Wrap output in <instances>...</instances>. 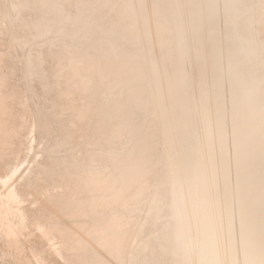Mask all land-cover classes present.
<instances>
[{
  "label": "bare ground",
  "instance_id": "obj_1",
  "mask_svg": "<svg viewBox=\"0 0 264 264\" xmlns=\"http://www.w3.org/2000/svg\"><path fill=\"white\" fill-rule=\"evenodd\" d=\"M150 6L152 8L151 16L149 13ZM245 6L250 7L251 10H247L248 8L246 9ZM253 10L256 11L254 15H252ZM151 17L153 18V25L150 23L152 20L150 19ZM257 27L258 31L260 27L264 34V0H0V36H2L1 33L6 35L8 37L7 39H9L7 42L18 48L17 50L21 48V50L25 49L27 51L22 54L23 61L25 62V65H23L24 62L22 65L25 67L21 69L22 71L24 70V78L28 77L29 80H32L30 82L31 85L29 82L27 83L30 85L29 89L31 91L26 88L27 84L25 85V89L28 92H33L32 97L29 98L31 96L29 95L27 99L38 100L36 101L38 103L35 102L37 104L36 106L40 105V108L44 106L42 108L46 111L54 103L55 107L51 106L54 111L50 109L51 112H55L57 109H64L65 112V107L70 108L71 111V104V107H69L66 105L67 102L64 101L65 103H63V97L61 96L63 94L61 93L64 92V88L61 91L60 88L62 86H59V84L63 83L64 87L65 83H67L66 85H70L71 82L74 90H81L83 93L89 94L87 98H91L90 101L92 100L95 103L94 108H91L92 105L91 107L86 106L87 110H75L79 104L74 105L75 107H72L73 112L71 111V113L79 118H83V116L87 115L85 113L90 115L92 110L94 112L96 110V113H98V116H96L100 117L99 119L101 120L99 124L98 121L96 122L97 126L96 123L94 125L96 126V132L95 137L92 135V139H94L92 140L93 149L89 147L91 146L89 145V138H87L89 146L86 149L93 150L92 152L99 154L100 157L101 154L107 156L108 161L110 160L112 163H110L112 165L111 172L108 173L107 171V167L110 166L107 163L106 170L102 169L105 166L103 164V155L101 159L103 161L101 163L103 164L102 166L101 164L99 165V161H92L93 157H91V161L88 160L87 162L89 155L86 161L83 160L85 162L82 163L80 161L81 164L80 162L76 163V160L74 161L75 158L73 156L76 152L72 154L73 156L71 155L73 159L72 157L70 158L69 155L71 151L73 153L74 149L72 148L73 150L69 151L67 144L70 146L72 142L75 143V140H70L69 138L72 137L68 136L70 135L68 132L74 130L70 128L72 126L68 127L72 122L67 124L68 126L66 128L61 129L64 125L59 127L63 130L60 131V134H58L60 129L57 130V133L53 131L55 132L53 133L55 136L57 134L62 136L59 138L60 140L64 139L63 141L57 140V135L55 137L56 143L58 141L60 143L54 144L55 140L53 141L52 139L51 142L53 143L49 142L47 145L48 140L46 141L47 143L45 142L47 146L45 154L51 153V156L53 155L54 158V163L56 159L57 162L61 161V159L62 161L64 160V158L58 159V157L63 156L64 151L68 148L67 154L69 152L70 154L66 158L69 164L65 160V165H70L71 163L74 165L75 163L77 164L75 165L74 175L71 176L75 177L76 174L80 177L83 174L82 172L86 170L82 169L81 171V168H89L90 171H87V173H90V175H87L90 177L87 179L83 175L84 178L92 181L93 185L94 182L95 184L97 182L104 183L102 186L103 189L101 190L102 194L100 192L99 194H90V197L95 196L90 201V203L94 202L90 210L94 209L90 213H93V217L96 216V218L94 217L95 219L89 216L91 222L93 218L94 221H99V223L97 222L99 226L101 222H104V225L110 222V225H112V220L115 221L120 217H123V220H125L124 216L126 214L128 216L130 213L134 214L135 211L137 213L141 212L136 210L138 207L135 208V211L133 210L134 212H128L131 203L143 197L142 191L144 192V190L142 188L144 187L139 184H145V181L150 180L151 185L155 188V193L153 191V195L151 194L152 196H150L151 200L148 199L150 202L148 204V210L143 208V210L148 211V215H145L146 217L144 216L145 218L141 223L134 224L137 225L134 228L138 229L136 232L140 236L138 235L136 237L140 238V242L137 247L135 246L136 244L134 245L137 251H134L136 254L133 259L131 258V264H264V41L260 43L259 40V45L254 43L255 41L253 39L255 38V34H257ZM4 38L6 37L4 36ZM14 46H11V48ZM155 46H157L160 53L159 59L156 57ZM17 50L15 51L16 53ZM51 54H58L57 56H61V59L56 62V58L54 60L55 63H50L48 60ZM81 73L84 77L81 76ZM75 75L78 79L74 77L77 80L75 81L73 79L72 81L70 77ZM77 75L81 76V78ZM68 78L71 80H68ZM1 80L0 89L3 86ZM2 82L6 83L4 80ZM73 88L71 89L73 90ZM36 91L38 92L36 93ZM77 91H75V94ZM39 92H42V94ZM38 93L41 96L43 95L42 97H46L45 101L41 97L42 100L38 99ZM63 96L66 97V95ZM51 102L54 103L48 104ZM41 103H43L42 106ZM48 105L49 108L46 109L45 107ZM36 106L35 108H37ZM39 110L34 111L42 115L44 110L41 109V113ZM62 110L61 112L59 110L56 111L57 113L55 112V114L52 112V118H50V112L45 111L43 116L45 115L47 118L44 119H54L55 124H57L56 120L62 119H58L60 117L57 116L60 113H64ZM27 113H29V110ZM37 114L35 115L38 117ZM65 114L70 115L69 112L63 115ZM136 115H142L144 117V121L141 120L143 121L141 124H138L139 121ZM135 116L137 119L134 118ZM21 117V120L28 118H24L22 114ZM40 118L42 119L40 116L38 119L35 117L37 123ZM133 118L137 120V124H134L136 123L135 121L134 123L131 122ZM80 120L83 121L82 119ZM43 122L40 124L42 131L40 128H37L36 132L39 130L42 135H45L46 139H50L54 135L51 133L52 136L48 138L49 133L52 131L48 132V129L51 130V127L49 126L50 128H48L47 125H51L52 122L49 124L47 122L43 124ZM62 122L64 123V121ZM62 122L59 121L58 124L60 123L59 125L61 126L63 124ZM37 123L36 126L40 123V120ZM26 124L28 123L26 122ZM26 124L24 123V125ZM9 133L12 134L11 132ZM38 134L41 135L40 133ZM32 139L34 138H31V145H33ZM68 139L70 140L69 143H67ZM87 141L85 143L86 145ZM74 143H72L73 146ZM42 144L44 145V143ZM46 146H43L44 149ZM83 147L85 148L86 146L83 144ZM20 148L23 147L21 146ZM79 148L81 151V145ZM79 148L77 147V150ZM91 151L84 152V157H86V154H91ZM51 156H48V159ZM78 159L81 158L79 157ZM78 159L77 162L79 161ZM50 160H48L49 164L52 163L51 166H56L53 161L50 163ZM57 162L56 164H60V166L56 167L60 168L63 166ZM49 164L46 163L45 167H48ZM53 166L48 168H41L40 166V169H42L40 172H44L43 169H46L49 171L48 174H50ZM56 167L54 169L55 172L53 170L54 173H57ZM67 167L64 169L63 166L62 169L63 171H68L67 174L70 175L73 171L67 170ZM16 168L19 170L21 167ZM49 168L52 170H49ZM59 168L57 170L60 174L61 171H59ZM79 170L82 174H77L76 171ZM53 172L51 173L52 175L50 174L51 177L54 176ZM46 176L45 178H50L49 175V177ZM42 177H38L37 175L38 181ZM5 178H9V175ZM52 178L54 179V177ZM10 179L11 175L9 179H4L3 181L6 182L7 180L6 184H8V180ZM86 180L87 188L89 182L87 183ZM3 181L0 183L6 185ZM43 182L41 181L42 184ZM62 182L61 184H63ZM53 183L56 184V182ZM49 184L51 182L47 185ZM43 186H46V184ZM147 186H149L148 183L145 187ZM152 186L151 188L153 189ZM116 188L118 189V193L114 192V194H111L112 190L117 191ZM14 189L11 187L10 190L7 189L6 194L4 193L5 204L17 203L16 198L18 199V197L14 193L17 189ZM21 189L19 190L21 191ZM63 193L61 194L63 195ZM70 194H72V191ZM58 195L60 196V194ZM50 196L54 197L52 195ZM87 196L89 198V194ZM87 198L85 195L86 201ZM73 200L75 201L76 199ZM77 200L76 203H80L78 198ZM83 201L81 202L83 203ZM4 202L0 203L5 205ZM35 202L34 205L36 204ZM144 202L142 203L144 204ZM147 203L148 201L145 204ZM71 204L73 203L71 202ZM71 204L69 203L68 206L73 207L70 206ZM83 204L85 206L84 208L88 210L89 207L86 208V205L89 203ZM74 205L73 208L75 210L83 211L81 207L79 209L76 207H79L78 204ZM143 206L145 207L146 205ZM12 207L10 208L12 209ZM134 207L131 208L134 209ZM15 208L13 211H15ZM73 208H71V211ZM143 210L142 213L144 214ZM4 212L6 213L7 211L4 210ZM15 212L20 213L21 211L18 212L17 209ZM5 213L2 212L4 215ZM75 213L73 214L75 215ZM4 215L2 216L5 217ZM70 215H72V212ZM70 215L69 217H71ZM74 215L73 217H76ZM141 215L139 214L137 216ZM82 216L84 217L85 215L83 214L80 217L82 218ZM5 218L3 219L6 222L8 216ZM11 220L13 221V219ZM120 220L118 219V222ZM127 220L131 222L132 219H126V225ZM12 221L9 223H12ZM16 222H13V224ZM19 223L21 225L23 222ZM50 223L53 226V222ZM117 223L115 227L112 225L113 228L109 225L102 230L91 228L88 232L92 236L96 235L99 238L98 240H101L105 251L108 253L107 257L104 254L101 255L102 257H109V261L118 259L123 248V244L120 242L122 235L119 236L123 233L117 230L121 223L118 226ZM8 225L3 226L6 228L9 227ZM126 225L122 228H126L125 230L128 231L127 227L130 224L128 226ZM82 226H86V224H82ZM81 227L80 229H82ZM5 228L4 230L1 229L7 232ZM9 228L11 229V227ZM14 228H12L13 230L6 229L10 232L14 231ZM7 234L4 233L8 237ZM133 240L132 243L135 242V239ZM80 241H77L75 246L72 243L74 247H71V249L79 251H77V254L82 253L77 256V258L79 257V262L77 261L79 264H107V262L105 263L99 257V254L92 253L95 252L94 249L91 250L92 252L89 251L86 240L85 242ZM55 247L53 248L55 249ZM71 249L69 248L68 250ZM129 251H131V248ZM46 255L48 256V253ZM67 255L71 257L70 253ZM111 255H114L115 259H112L114 257L110 259ZM118 255L119 257H117ZM130 257H132V254ZM65 259L66 257H64ZM23 260L25 259L23 258ZM74 261L76 263V260ZM123 261L125 262V260H121L120 263Z\"/></svg>",
  "mask_w": 264,
  "mask_h": 264
},
{
  "label": "rangeland",
  "instance_id": "obj_2",
  "mask_svg": "<svg viewBox=\"0 0 264 264\" xmlns=\"http://www.w3.org/2000/svg\"><path fill=\"white\" fill-rule=\"evenodd\" d=\"M251 6V5H250ZM246 7V6H245ZM248 7H246V9H247ZM149 10H150V16H151V13H152V8H151V6L149 7ZM247 10H251V8L249 7ZM254 11V10H253ZM256 13V11H254L253 12V14H252V11H251V14L252 15H254ZM250 14V15H251ZM150 19H152L151 20V24L153 25V18L151 17ZM149 19V20H150ZM1 35L2 36H0V63L2 64H0V80L2 79V77H3V79L1 80V83H3V86H1V89H0V164L1 165H3V166H1L0 165V182L2 183V181L4 180V179H9L10 178V175H11V179H12V181H10V180H8V184H6V182H7V180H6V182H4V184H6V185H3V184H1L0 183V202L2 203V202H4V199H5V195H4V193L5 192H7V189L8 190H10L11 189V187H12V189H14V190H16L14 193H16V197H18V199L16 198V200H17V203L16 202H14L15 203V205H14V203H12V204H10V205H8V204H5V202H4V204L5 205H3V204H1L0 203V211L2 210V212L3 213H5L4 212V210L5 211H7L6 213H5V215L4 214H2V212L0 213V216L2 217H0V219L2 220V222H1V220H0V256H2V257H0V260H1V262H0V264H36L37 262V264H72V262H73V264H79L78 262V258H77V256H79L80 254H82L81 252H80V254L78 253L77 254V251H76V249L74 250V249H71V247L73 246V244H74V246H75V243L77 242V241H79V240H81L80 242H82V241H84L85 242V240H86V243H88V249H89V251H91V250H93L94 249V251L95 252H92V253H94V254H96V255H100L99 257L100 258H102V260L103 261H105V263L107 262V264H116L118 261H119V263H117V264H131V260L135 257V252L137 251L135 248L138 246V244H139V242H140V238L138 237H136V236H138L139 234L136 232V231H138V229L137 228H134L135 226L137 227V225H134V224H139V223H141L143 220H144V218L146 217L145 215H148V211H145L147 208H148V204L150 203L149 202V200H151V198H150V196H152L153 195V191H154V193H155V188L151 185V181L149 182V181H145L144 183L145 184H139V185H143V187L144 188H142L143 190H144V192L142 191V199H139L138 201H136V202H132L131 203V205H130V210L128 211L129 213L130 212H134L135 211V208L136 207H138V209H136V210H138V211H141V212H134V214L133 213H128L129 215H131L130 217H129V215L127 216V214L124 216V219L125 220H123V217H120V218H122L121 220H120V218H118L120 221L118 222V219L117 220H115V221H117L116 223H117V226H118V224L119 223H121V228L122 227H125L124 225H126V219H132L131 220V222H128V221H130V220H127V225L126 226H128L129 224H130V226H128L127 227V229H128V231L127 230H125L124 228H119L120 226H118V229H117V227H116V229L118 230V231H121V233H123V234H120L119 236H121L122 235V239L124 240H122L121 238H120V242H122V252H121V255H120V257H119V255L117 256V257H119L118 259H116V260H110L109 261V257L108 258H106L107 257V255H108V253H107V251H105V247L103 246V243H101V240H98L99 238L97 237H95L94 235L92 236V235H90L88 232H89V230H91V228H96V229H100V230H102V229H104V227L106 228V226H109L111 223L110 222H105L106 224L104 225V222H101L100 223V226H99V221H94L93 220V218L95 217L96 218V216H94L93 217V213L91 214L90 212H92L93 211V209H91L90 210V208H92L93 207V205H92V203H94V202H91L90 203V201H92L93 199H92V197H95V196H92V197H90V194L91 195H93L92 193H98L99 194V192H100V194H102V192H101V190L103 189V184L102 183H100V182H97L96 184H95V182H94V185H93V182L92 181H88V180H86L85 178H89L90 176H88L87 174H89L90 175V173H87V171L89 172L90 171V169L89 168H81V171H82V169L84 170V169H86V170H84L82 173H81V171L79 172V171H76L77 172V174H82V175H80V177H78V175H76L75 174V177L74 176H71V175H74V170L76 169L75 167V165H77L76 163H79L80 161L83 163V162H85L86 161V158H87V156H88V158H87V162H88V160L89 161H91V157H93L92 158V161H95V162H98L99 163V165L104 161V168L102 167V169L103 170H106L105 169V167H107L108 165L107 164H109L110 166V169H109V167H107L108 169H107V171H108V173L109 172H111V170H112V163H111V161L109 162L108 161V157L107 156H105V155H103V154H101V157H100V155L99 154H96V153H94V152H92L91 151V149H93V147H92V140H94V139H92V135H93V137H95V132H96V129H95V127L97 126V121H98V124H99V121L101 120V119H99L100 117H97L98 116V113H96V110H95V112L92 110V113L89 115L88 113H85V114H87V115H85V116H83V118L81 117V118H79L78 116H76V115H72V113H71V111L73 110V108L77 105V104H79V106H78V108H77V106H76V109L75 110H83V109H85V110H87V107H91V105H92V107L91 108H94V101H90V99L91 98H87L88 97V95L87 94H85V93H83L81 90L80 91H77L76 89L74 90V88H73V85H71L72 83L70 82V85L68 84V85H66L67 83H65L64 84V87H63V83L62 84H59V86L61 87L60 88V90L61 91H63V88H64V92H62L61 94H63V95H66V97L65 96H63V95H61L63 98H62V100H63V103H65V102H67V104L66 105H68L69 107H73L74 105V107L72 108L71 107V111H70V108L68 109V108H66L65 107V109L67 110H65V112H64V109L62 110V109H57V110H55V112L56 111H60L61 112V110L64 112V113H67L68 114V112H69V114L70 115H63L64 113H60V114H58L57 116L58 117H60V118H58V119H61L62 121H64V123L61 121V120H56L57 122V124H58V122L60 121V122H62L63 124H61V126L58 124V126H57V124H55V120L54 119H47V120H45L46 118H47V116L45 117V115L43 116V114H44V112L46 111L44 108H42V107H44V106H42L43 105V103H41V108H40V103L38 104L39 106H36L37 104L36 103H38V102H36V101H38V100H36V99H31V100H29V99H27L28 97H29V95H31L29 98H31L32 97V93L31 92H28L27 91V89L28 90H30L29 89V87H30V85H31V83L30 82H32V80H29V78L28 77H25L24 78V75H25V73L21 70L22 69V67H23V65H25V62L23 61L24 59H23V52L25 53V52H27V51H25V49H22L21 50V48H19V50H17L18 48H16L14 45H11V44H9V42H7L9 39H7L8 37L6 36V35H3L2 33H1ZM259 35V36H258ZM4 36L6 37V38H4ZM255 38L253 39V41H255L254 43H256L257 45H259L262 41H264V34H263V32L261 31V29H260V27H259V31H258V27H257V34H255V36H254ZM258 38V39H257ZM261 38V39H260ZM257 39V40H256ZM263 39V40H262ZM259 40H260V43H259ZM5 41V42H4ZM257 41H258V43H257ZM7 44V45H6ZM6 45V46H5ZM14 46V47H12L11 48V46ZM3 46V47H2ZM2 47V48H1ZM6 47V48H5ZM10 48H11V50H10ZM14 48H16L15 50H14ZM2 49V50H1ZM28 49V48H27ZM155 53H156V57H158V59L160 58V53H159V51H158V49H157V46H155ZM4 50V51H3ZM6 50H7V52H6ZM17 50V53L15 52ZM22 51V53H21V51ZM29 50V49H28ZM15 52L14 54H13V52ZM157 51V52H156ZM1 52H2V54H1ZM4 53V54H3ZM10 54V55H9ZM19 54V55H18ZM5 55V56H4ZM12 55V56H11ZM51 55H54V56H51ZM50 56H49V60H48V62H50V63H55V61L57 62V61H59L60 59H61V56H57L56 54H51ZM3 56V57H2ZM9 56H10V58H9ZM16 56V57H15ZM56 56V57H55ZM12 57V58H11ZM22 57V59H20ZM55 57V58H54ZM17 58V59H16ZM57 58V59H56ZM56 59V60H55ZM19 60H21V61H19ZM53 60V61H52ZM55 60V61H54ZM9 62V63H8ZM12 62V63H11ZM15 62H18V63H16L15 64ZM20 62H22V63H20ZM23 62H24V64H23ZM6 64V65H5ZM12 64H14V65H12ZM19 64V65H18ZM21 64V65H20ZM23 64V65H22ZM12 65V66H11ZM18 65V66H17ZM15 66V68L13 69V67ZM17 66V67H16ZM3 67V68H2ZM9 67V68H8ZM25 67V66H24ZM24 67H23V69H24ZM6 68V69H5ZM9 69V70H8ZM17 69H18V71H17ZM8 70V71H7ZM11 71V72H10ZM3 72V73H2ZM6 72V73H5ZM8 72V73H7ZM10 72V73H9ZM21 72H23V73H21ZM1 73H2V76H1ZM6 75H5V74ZM24 74V75H23ZM12 75V76H11ZM15 75V76H14ZM80 75V74H79ZM78 76V75H77ZM81 76H83L84 77V75H82V73H81ZM81 76H78V77H80L81 78ZM7 77H9V78H7ZM19 77V78H18ZM70 77V76H69ZM74 77L75 78H77L76 77V75L75 76H71L70 78H72V81H73V79H74ZM27 78H28V80H27ZM70 78H68V80H71ZM13 79V80H12ZM15 79V80H14ZM78 79V78H77ZM76 79V80H77ZM5 81L6 83H4V82H2V81ZM25 82H24V81ZM75 80V79H74ZM75 80V81H76ZM80 80V79H79ZM16 81H18V82H16ZM74 81V82H75ZM15 82V83H14ZM20 82H21V84H20ZM30 83V85L29 84H27V83ZM68 82V81H67ZM12 84V85H11ZM20 84V85H19ZM23 84V85H22ZM27 84V85H26ZM74 84V83H73ZM18 85V86H17ZM27 87H26V86ZM6 86V87H5ZM10 86V87H9ZM13 86V87H12ZM9 87V88H8ZM15 87V88H14ZM21 87V88H20ZM22 87H24V88H22ZM25 87L27 88V89H25ZM69 87V88H68ZM73 88V90L71 89V88ZM4 90H3V89ZM67 88V89H66ZM10 89V90H9ZM12 89V90H11ZM16 89H17V91H16ZM69 89V90H68ZM6 90H9V91H6ZM26 90V91H25ZM10 91H11V94H10ZM15 91V92H14ZM31 91V90H30ZM66 91V92H65ZM75 91H77L76 92V94H75ZM3 92V93H2ZM8 92V93H7ZM22 92H24L23 94H22ZM26 92H28V94H26ZM38 91H36V93H37ZM71 92V93H70ZM81 92V93H80ZM14 95H13V94ZM16 93V94H15ZM21 93V94H20ZM30 93V94H29ZM40 94H42V92H39ZM38 93V94H39ZM65 93V94H64ZM68 93V94H67ZM75 95H73V94ZM79 93V94H78ZM6 94V95H5ZM37 94V96L39 97H37L38 99H41V98H44V97H42L40 94V96ZM80 94H81V97H80ZM9 95V96H8ZM16 95H17V97H16ZM20 95V96H19ZM24 95V96H23ZM68 95V96H67ZM85 95H87V96H85ZM74 96V97H73ZM3 97V98H2ZM12 99H11V98ZM16 99H15V98ZM23 97V98H22ZM41 97V98H40ZM65 97V98H64ZM21 98V99H20ZM46 98V97H45ZM45 98L43 99L44 101H45ZM67 98H68V100H67ZM74 98V99H73ZM76 98H77V100H76ZM6 99V100H5ZM11 99V100H10ZM79 99V100H78ZM82 99V100H81ZM10 100V101H9ZM21 100V101H20ZM27 102H26V101ZM42 100V99H41ZM70 100V101H69ZM77 101V103L75 104V102ZM23 101V102H22ZM31 101H32V103H31ZM65 101V102H64ZM75 101V102H74ZM83 101V102H82ZM87 101V102H86ZM90 101V102H89ZM27 104V106H26V104ZM36 102V103H35ZM41 102H43V101H41ZM74 102V103H73ZM79 102H81V103H79ZM15 105H14V104ZM54 102H51V103H48V104H53ZM69 103V104H68ZM11 104V105H10ZM17 104V105H16ZM24 104V105H23ZM29 104H31V105H29ZM70 104H71V106H70ZM73 104V105H72ZM13 105V106H12ZM85 105V106H84ZM24 106H25V109H24ZM29 106V107H28ZM35 106L38 108H35ZM51 106H53V107H55V103H54V105H51ZM50 106V108H49V105L47 106V107H45L46 109L47 108H49V110L47 109V111L46 112H50L49 113V115H51V117L50 118H52V112L54 111V109H52V107ZM87 106V107H86ZM6 107H7V109H6ZM28 107V108H27ZM33 107V108H32ZM80 107V108H79ZM21 108H23V109H21ZM31 108V109H30ZM39 108H40V110L41 109H43L44 110V112L42 113V115L41 114H37L36 113V111H34V110H39ZM5 111H4V110ZM11 109V110H10ZM21 109V110H20ZM50 109H52L53 111L51 112L50 111ZM23 110V111H22ZM28 110H29V113H27L28 112ZM39 110V112L41 113L42 111H40ZM69 110V111H68ZM10 111V112H9ZM12 111V112H11ZM55 112H53L54 114H55ZM73 112V111H72ZM6 113V114H5ZM11 113V114H10ZM15 113V114H14ZM57 113V112H56ZM2 114V115H1ZM13 114V115H12ZM21 114H22V116L24 117L25 116V114H26V116L24 117V118H27L26 120L25 119H22L21 120ZM28 114V115H27ZM35 114H37L38 115V117L35 115ZM45 114H47V113H45ZM93 114V115H92ZM61 115V116H60ZM97 115V116H96ZM2 116V117H1ZM17 116V117H16ZM33 116V117H32ZM38 119L39 118V116L40 117H42V119L40 118L39 120H40V123H39V120H38V123H37V121H36V119H35V117ZM72 116V117H71ZM137 116V115H136ZM134 117V118H136L137 119V117H138V124H141L143 121H144V117L142 116V115H138L137 117ZM16 118H18V119H16ZM45 118V119H44ZM78 118V119H77ZM92 118H93V120H92ZM132 119L133 121H131L132 123H134V121L136 122V123H134V124H137V120L136 119ZM35 119V120H34ZM80 119H82L83 121H81ZM88 119H89V122H88ZM95 119V120H94ZM99 119V120H98ZM140 119V120H139ZM18 122H17V121ZM28 120V121H27ZM31 120V122H29ZM33 120V121H32ZM45 120V121H44ZM80 122H79V121ZM141 120H143V121H141ZM2 121V122H1ZM22 122V124L20 125V123ZM43 122V124L44 123H46L47 122V124H49V123H51V125L49 124V125H47L48 126V128H50L51 127V130H49L48 129V132H50V131H52V132H50L49 133V136H48V138H50L52 135H51V133L53 134V133H57V130H59L60 128L59 127H62V125H64L61 129H63V128H66L68 125L67 124H69V123H71V124H69V126L68 127H70V126H72V127H70L71 128V130L72 129H74V130H72V131H70V132H68L70 135H72V136H70V135H68L69 137H72V138H69L70 140L71 139H73V140H75V143L74 142H72V143H74V146H73V144L71 143V145L69 146L68 144H67V147L69 148V151L70 150H73L74 149V151H73V153H72V151H71V154H70V152H69V154H67L68 153V148H66V151H64L65 153H64V155H63V153H61V155H63V156H60V157H58V159H61V158H64V160L62 161V159H61V161H59V162H57L56 160H55V163H54V158H53V155L51 156V153H46L45 154V151H46V149H47V146L45 145L47 142V145L49 144V142L50 143H53V142H51L52 140L54 141L55 140V143L54 144H58V142L59 141H63V140H60V138L62 137V136H59L58 134H60L61 132L60 131H63V130H59V132H58V137H57V140H59L57 143H56V136H55V134H53L54 136L52 137V138H50V139H46V137H45V135L43 134H41V126H40V124ZM49 121V122H48ZM90 121H91V123H90ZM13 122V123H12ZM26 122L28 123V124H26ZM17 123V124H16ZM24 123L26 124V125H24ZM31 123V124H30ZM36 123L38 124L37 126H36ZM76 123V124H75ZM95 123H96V126H94L95 125ZM54 125V127H52L53 125ZM20 125V126H19ZM24 125V126H23ZM29 125V126H28ZM55 125H56V127H55ZM89 127H88V126ZM20 127V128H18V127ZM27 126H28V129H29V131H27L28 129H27ZM31 126H33V127H31ZM50 126V127H49ZM74 126V127H73ZM8 127V128H7ZM15 130H14V129ZM23 128V129H22ZM37 128L39 129L40 128V132H39V130L36 132V130H37ZM54 130H53V129ZM86 128V129H85ZM89 128V129H88ZM92 128H93V130H92ZM26 131H25V130ZM77 129V130H76ZM8 130V131H7ZM10 130V131H9ZM13 130V131H12ZM31 130V131H30ZM35 130V131H34ZM67 130V129H66ZM79 130H80V133H79ZM6 131H7V133H6ZM21 131V132H20ZM25 133H24V132ZM53 131H55V132H53ZM88 131V132H87ZM9 132H11L12 134H10ZM20 132V133H19ZM27 132H28V134H27ZM30 132V133H29ZM34 132V133H33ZM76 132V133H75ZM86 132V133H85ZM91 132V133H90ZM17 133V134H16ZM32 133V134H31ZM38 133H40L41 135H39ZM78 133H79V135H78ZM19 134V135H18ZM38 134V135H37ZM88 134V135H87ZM90 134V135H89ZM12 137H11V136ZM37 135V136H36ZM84 135V136H83ZM88 136V137H87ZM91 138H90V137ZM25 137V138H24ZM60 137V138H59ZM22 138V139H21ZM30 140H29V139ZM31 138H34V139H32V144L33 145H31ZM37 138V139H36ZM55 138V139H54ZM76 138V139H75ZM87 138H89V140L87 139ZM18 139V140H17ZM36 139V140H35ZM40 139H42V140H40ZM46 139V140H45ZM52 139V140H51ZM68 139V142L67 143H69V140ZM80 141H79V140ZM86 139V140H85ZM34 140H35V143H34ZM40 140V141H39ZM48 140V141H47ZM72 140V141H73ZM90 142V144H89V142ZM14 141V142H13ZM28 141H30V142H28ZM37 141V142H36ZM47 141V142H46ZM80 142V143H78V142ZM84 141V142H83ZM86 141H87V145L85 144L86 143ZM22 144H21V143ZM44 143V145L42 144V143ZM46 142V143H45ZM83 142V143H82ZM7 143V144H6ZM26 143V144H25ZM27 143H28V145H27ZM30 143V144H29ZM60 143V142H59ZM63 143V142H62ZM76 143H78L77 145H76ZM82 143V144H81ZM38 144V145H37ZM41 144H42V146H41ZM83 144H84V146H86L85 148L83 147ZM91 145V146H89V145ZM11 145V146H10ZM31 145V146H30ZM80 145H81V151H80ZM23 147V148H20V147ZM25 146V147H24ZM30 146V147H29ZM43 146H46L45 147V149H44V147ZM90 147L91 149H86L87 147ZM27 147V148H26ZM39 147V148H38ZM77 147L79 148L78 150H77ZM83 147V148H82ZM30 148V149H29ZM36 148V149H35ZM42 148V149H41ZM73 148V149H72ZM76 148V149H75ZM44 149V150H43ZM83 149H85L84 151H83ZM4 150V151H3ZM39 150V151H38ZM75 150H77V151H75ZM91 151V154H86V157H84V152H87V151ZM3 151V152H2ZM8 151V152H7ZM18 151V152H17ZM35 152V154H34V152ZM44 151V152H43ZM22 153V154H20V153ZM24 152V153H23ZM76 152V153H75ZM79 152V153H78ZM81 152V153H80ZM31 153V154H30ZM77 155L78 154V156H76L75 154ZM90 153V152H89ZM92 153H94V154H92ZM14 154V155H13ZM16 154V155H15ZM40 154V155H39ZM72 154H74V156L72 155ZM81 154H83V155H81ZM9 157H8V156ZM17 155H18V157H17ZM24 155H25V157H24ZM27 155H29V156H27ZM39 155V156H38ZM42 155H44V156H42ZM70 156V158L73 156L75 159H74V161L76 160V163H75V165L73 164V163H71L70 165L71 166H73V167H71L70 165H65L67 162H68V159L66 158V156ZM72 155V156H71ZM102 155H103V161H101V159H102ZM14 156V157H13ZM48 156L50 157L51 156V160L50 159H48ZM65 156V157H64ZM68 156V157H69ZM16 157V158H15ZM29 157V158H28ZM33 157H34V159H33ZM37 157V158H36ZM44 157V158H43ZM73 157H72V159H73ZM83 158L82 160L81 159H78V158ZM95 157V158H94ZM100 157V158H99ZM105 157H107V159H105ZM27 160H26V159ZM41 158V159H40ZM42 158H43V160H42ZM48 159V160H50V163L53 161V163L56 165V166H60V164H56V162L57 163H61V165H63L64 166V169L67 167V170H70V171H73L70 175H68L67 173H68V171H63V169H62V167L63 166H61L60 168L59 167H56V166H53V170L55 169V167L58 169L59 168V171H61L60 172V174H59V172H58V170L56 169V172L59 174H57V173H54L55 172V170H54V172H53V170L51 169V168H49V170L51 169L52 171H51V173L53 172L54 174V176H52V177H54V179L51 177V175L50 174H48V170H46V169H43L44 170V172H40V171H42V169H40V166H41V168L43 167V168H48V167H52L51 166V164H49V162H48V160H46V159ZM66 158V159H65ZM70 158H69V160H70ZM79 160L78 162H77V159ZM18 159V160H17ZM20 159V160H19ZM40 159V161H38ZM105 159V160H104ZM110 159V158H109ZM14 160V161H13ZM25 160V161H24ZM33 160V161H32ZM65 160H67L66 161V163L64 162ZM83 160H85V161H83ZM106 160H107V162H106ZM3 161H5V162H3ZM18 161H19V163H18ZM26 161H27V164H26ZM29 161V162H28ZM47 161V162H46ZM101 161V162H100ZM7 162V163H6ZM34 162V163H33ZM46 162L47 164H49V166L48 165H46V166H48V167H45V164L44 163ZM81 162H80V164H81ZM86 162V163H87ZM13 163V164H12ZM33 163V164H32ZM64 163V164H63ZM107 163V164H106ZM111 163V164H110ZM17 164V165H16ZM20 164V165H19ZM67 164H69V163H67ZM103 164H101V166L103 165ZM43 165V166H42ZM7 166V167H6ZM10 166V167H9ZM14 168H13V167ZM24 168H23V167ZM36 166V167H35ZM6 167V168H5ZM16 167H21V168H19V170H18V168H16ZM39 168V169H38ZM70 168V169H69ZM4 169V170H3ZM5 169H6V171H5ZM7 169H8V171H7ZM16 171H15V170ZM23 169V170H22ZM28 169V170H27ZM36 169V170H35ZM88 169V170H87ZM27 172H26V171ZM32 170V171H31ZM3 172V174H2V172ZM5 171V172H4ZM18 171V172H17ZM22 171V172H21ZM45 171H47V172H45ZM9 173V174H7V173ZM14 172V173H13ZM15 172H17V173H15ZM29 172V173H28ZM35 172V173H34ZM39 172H40V174H39ZM12 173H13V175H12ZM25 173H26V175H25ZM31 173H34V174H31ZM36 173H38L37 175H38V177H42V178H39V180L40 181H38V178H37V175H36ZM42 173H43V175H42ZM44 173H46L45 174V176L48 174L49 176H50V178H45V176H44ZM108 173H106L107 175H108ZM6 174H7V176L9 175V178H5V177H7L6 176ZM19 174V175H18ZM22 174V175H21ZM28 174V175H27ZM86 174V175H85ZM3 175H4V177H3ZM30 175H31V177H30ZM40 175V176H39ZM47 175V176H48ZM85 176V178H84V176ZM24 176H26V177H24ZM29 176V177H28ZM32 176H33V178H32ZM46 176V177H47ZM48 176V177H49ZM55 176H57V177H55ZM71 176V177H70ZM74 177V178H73ZM82 177V178H81ZM3 178V179H2ZM15 178V179H14ZM36 179V181H35V179ZM57 178V179H56ZM81 178V179H80ZM32 179H33V181H32ZM46 180V181H44V180ZM54 181H53V180ZM59 179V180H58ZM61 179V180H60ZM76 179H78V180H76ZM83 179V180H82ZM17 180V181H16ZM62 180H64L63 182H62ZM75 182H74V181ZM85 180H86V182L88 183V189L86 188V186H87V184L85 183ZM10 181V182H9ZM18 181H20V182H18ZM41 181L43 182V184L41 183ZM48 181V182H47ZM69 181H71V182H69ZM81 181V182H80ZM17 182V183H16ZM24 182V183H23ZM33 182H35L34 184H33ZM40 182V183H39ZM46 182V183H45ZM51 182V184H49V185H47L48 183H50ZM53 182H56V184L55 183H53ZM61 182L63 183V184H61ZM68 182V183H67ZM77 182V183H76ZM92 182V183H91ZM20 183V184H19ZM59 183V184H58ZM72 183V184H71ZM85 183V184H84ZM99 183H100V185H99ZM147 183H148V185L149 186H147V187H145L146 185H147ZM38 185L37 187H36V185ZM42 184V185H41ZM44 184H46V186H43ZM61 184V185H60ZM65 184V185H64ZM90 184V185H89ZM102 184V185H101ZM3 185V186H2ZM15 185V186H14ZM23 185V186H22ZM79 185H80V187H79ZM82 185V186H81ZM96 185V186H95ZM138 185V186H139ZM10 186V187H9ZM21 186V187H20ZM28 186H30V188H28ZM32 186V187H31ZM41 186V187H40ZM48 186V187H47ZM65 187V189H64V187ZM101 186V187H100ZM151 186L153 187V189L151 188ZM3 187H4V189H3ZM17 187V188H16ZM20 187V188H19ZM23 187V188H22ZM56 187H58V188H56ZM62 187H63V189H62ZM10 188V189H9ZM22 188V189H21ZM25 188V189H24ZM26 188H27V190L29 191H27L26 190ZM33 188V189H32ZM40 188V189H39ZM49 188V189H48ZM69 188V189H68ZM76 190H75V189ZM78 188H81V189H78ZM94 190H93V189ZM101 188V189H100ZM150 188V189H149ZM19 189H21V191L19 190ZM32 189V190H31ZM53 189H54V191H53ZM57 189V190H56ZM59 189H60V191H59ZM96 189H98L97 191H95ZM115 189V188H114ZM117 189V188H116ZM13 190V191H14ZM39 190V191H38ZM46 190V191H45ZM51 190V191H50ZM69 190H70V192H69ZM80 190H81V192H80ZM82 190H83V192H82ZM85 190H86V192H85ZM32 191V192H31ZM53 191V192H52ZM64 193H63V192ZM67 193H66V192ZM71 191H72V194L74 195H72V194H70L71 193ZM87 191H88V193H87ZM109 191H111V190H109ZM31 192V193H30ZM51 192V193H50ZM58 192V193H57ZM78 192V193H77ZM112 193L111 194H114V192H116V193H118V189H117V191L115 190H112L111 191ZM119 192H120V190H119ZM146 192V193H145ZM147 192H149L148 194H147ZM3 193V194H2ZM61 193H63V195L65 194V195H67V196H63ZM3 195V197H2V195ZM6 194V193H5ZM19 194V195H18ZM33 194V195H32ZM43 194V195H42ZM56 194V195H55ZM58 194H60V196L58 195ZM89 194V198H87L88 195ZM152 194V195H151ZM23 195V196H22ZM25 195V196H24ZM28 196V198H26L27 196ZM31 195V197H29ZM41 197H40V196ZM50 195H52V196H54V197H51ZM70 195V196H69ZM84 195V196H83ZM85 195H86V198H87V201L85 200ZM145 195H146V197H145ZM49 196V197H48ZM81 196V197H80ZM2 197V198H1ZM19 197H20V199H19ZM23 197V198H22ZM32 197H33V199H32ZM39 197V198H38ZM55 197H56V199H55ZM58 197V198H57ZM59 197H61V198H59ZM67 197V198H66ZM83 197V198H82ZM140 197V198H141ZM38 198V199H37ZM45 198V199H44ZM48 198V199H47ZM64 200H63V199ZM70 198V199H69ZM77 198L79 199V201H80V203L78 202V203H76L78 200H77ZM43 201V203H42V201ZM47 199V200H46ZM73 199H76L75 201L73 200ZM84 201H83V200ZM88 199H89V202H88ZM92 199V200H91ZM149 199V200H148ZM15 200V201H16ZM27 200H28V202H27ZM30 200V201H29ZM36 200H38V201H36ZM48 200H50V201H48ZM67 200V201H66ZM21 201V202H20ZM23 201V202H22ZM36 201V202H35ZM41 201V202H40ZM70 201V202H69ZM75 203H74V202ZM81 201H83V203H85V204H88V205H86V208H88V210L87 209H85L84 207V204L81 202ZM144 201H148V203L147 204H145L146 202H144ZM31 202V203H30ZM34 202L36 203L35 205H36V207H35V205H34ZM37 202H39V203H37ZM45 202V203H44ZM53 202V203H52ZM71 202L73 203V204H71ZM88 202V203H87ZM142 202H144V204L142 203ZM66 205H65V204ZM69 203L71 204L70 206H75L74 204H78L79 205V207L78 206H76L78 209L81 207V209L83 210L82 212H80L79 210H75L73 207H69L68 205H69ZM140 203H142V204H140ZM20 204H21V206H20ZM28 204V205H27ZM30 204V205H29ZM33 204V205H32ZM37 204H38V206H37ZM40 204V205H39ZM42 204H43V206H42ZM136 204V205H135ZM140 206H139V205ZM6 206V207H2V206ZM16 205H19V206H16ZM25 205V206H24ZM48 205V206H47ZM65 207H64V206ZM83 207H82V206ZM89 205H92V206H89ZM138 205V206H137ZM142 205H146L145 207L143 206L142 207ZM7 206H9L8 208H7ZM13 206V207H12ZM32 206H33V208H32ZM135 206V207H134ZM10 207H12V209L10 208ZM18 207V208H17ZM45 207V208H44ZM75 207V208H76ZM134 207V209H132V208ZM139 207H140V210H139ZM142 207V208H141ZM15 208V211L18 209V212L19 211H21L22 212V214H21V212L20 213H17V212H15V211H13V209ZM52 208V209H51ZM71 208H73L74 209V211H73V209H72V211H71ZM143 208L145 209V210H143ZM7 209V210H6ZM11 209V210H10ZM19 209H21V210H19ZM28 209V210H27ZM66 209V210H65ZM80 209V210H81ZM85 209V210H84ZM132 209V210H131ZM143 210V212H144V214L142 213V210ZM8 210H10L9 212H8ZM23 210V211H22ZM52 210V211H51ZM59 210V211H58ZM87 210V211H86ZM134 210V211H133ZM148 210V209H147ZM25 211V212H24ZM50 211V212H49ZM72 212V215H70L71 214V212ZM86 211V212H85ZM15 212V213H14ZM37 212V213H36ZM44 212V213H43ZM52 212V213H51ZM55 212H56V214H55ZM75 212H77V213H75ZM80 212V213H79ZM7 213H9V214H12V215H8ZM61 213V214H60ZM73 213H75V215L73 214ZM79 213V214H78ZM137 213V214H136ZM141 213H142V215H141ZM146 213V214H145ZM17 214V215H16ZM19 214V215H18ZM22 215V217H21V215ZM26 214V215H25ZM38 214H39V216H38ZM66 214V215H65ZM71 216V217H69V215ZM77 214V215H76ZM85 215L84 217L82 216V218L80 217L81 215ZM88 214V215H87ZM91 214V215H90ZM133 214V215H132ZM141 215L142 216V218H140L141 216H137V215ZM2 215H4L5 217H7L8 216V219H7V221H9V222H11L12 220L11 219H13V221H12V223H9V225H8V223H7V221L5 222L4 221V219L3 218H5V217H3ZM13 215H14V217H13ZM30 215V216H29ZM33 215V216H32ZM65 215V216H64ZM73 215L74 216H76V217H73ZM80 215V216H79ZM10 216H11V218H10ZM20 216V217H19ZM44 218H43V217ZM60 216V217H59ZM88 216V217H87ZM89 216H92L93 218H92V222H91V218H89ZM135 216V217H134ZM136 216H137V218H136ZM145 216V217H144ZM18 217V218H17ZM27 219H26V218ZM36 217H38L39 218V220H38V218H36ZM54 217V218H53ZM77 217H78V219H77ZM132 217H134V218H132ZM22 218V219H21ZM24 218V219H23ZM41 218V219H40ZM64 219V220H62V219ZM71 218V219H70ZM73 218H74V220H73ZM86 218V219H85ZM89 218V219H88ZM94 218V219H95ZM140 218V219H139ZM6 219V218H5ZM16 219V220H15ZM26 219V220H25ZM30 219H31V221H30ZM35 219V220H34ZM48 219H50V220H48ZM53 219V220H52ZM61 219V220H60ZM75 219H77L76 221H75ZM79 219H82V220H79ZM88 219V220H87ZM116 219V218H115ZM19 220V221H18ZM20 220H23V221H20ZM60 222H59V221ZM79 220V222L80 221H82V222H84V223H82V222H77ZM90 220V221H89ZM140 220V221H139ZM3 221H4V223H3ZM16 221H18V222H16ZM25 221V222H24ZM46 223H44V222ZM53 222L52 224H53V226H51V223L50 222ZM63 221V222H62ZM64 221H65V223H64ZM113 221L114 220H112L111 222H112V225H114V227H115V225H116V223H115V221H114V224H113ZM125 222V224H124V222ZM13 222H16L15 224H13ZM19 222H23V223H21V225H23V226H21L20 225V223ZM31 222V223H30ZM63 224H62V223ZM66 222H67V224H66ZM73 222V223H72ZM75 222V223H74ZM96 224H95V223ZM98 222V223H97ZM136 222V223H135ZM138 222V223H137ZM5 223H7V224H5ZM68 223H69V225H68ZM79 223V224H78ZM93 225H92V224ZM109 223V224H108ZM129 223V224H128ZM133 223V224H132ZM1 224H3V225H5V226H9V227H11V229L9 228V227H6L7 229H9V230H13L12 228L13 227H15L14 228V231H10V232H14L13 234L11 233V236H10V232H8V230L5 228V226H3L2 225V227H1ZM14 226H13V225ZM17 224V225H16ZM19 224V225H18ZM30 224V225H29ZM82 224L83 225H85L86 224V226H82ZM90 224V225H89ZM103 224V225H102ZM124 224V225H123ZM131 224H132V226H131ZM10 225H12V226H10ZM26 225V226H25ZM47 225V226H46ZM60 225V226H59ZM66 225V226H65ZM74 225V226H73ZM78 225V226H77ZM82 227H81V226ZM94 226V227H92V226ZM98 225V226H97ZM112 225H110L111 226V228H113V226ZM18 227V229H17V227ZM39 226V227H38ZM40 226H41V228H40ZM45 226V227H44ZM69 226H71L70 228H69ZM88 226V227H87ZM52 227V228H51ZM59 227H60V229H59ZM80 227L82 228V229H84V230H82V229H80ZM86 227V228H85ZM131 227V228H130ZM4 230V228H5V230L7 231V232H5V231H3L2 229ZM56 228V229H55ZM64 230H63V229ZM133 228V229H132ZM23 229V230H22ZM37 229V230H36ZM115 229V228H114ZM27 230V231H26ZM36 230V231H35ZM63 230V231H62ZM74 230H76V231H74ZM18 231V232H17ZM30 231V232H29ZM51 231V232H50ZM55 231V232H54ZM59 231V232H58ZM65 231V232H64ZM85 231V232H84ZM20 232V233H19ZM24 232V233H23ZM28 232H29V235H28ZM44 234H43V233ZM54 232V233H53ZM63 232V233H62ZM87 232V233H86ZM126 232V233H125ZM4 233L5 234H7L8 235V237L6 236V235H4ZM17 233V234H16ZM23 233V234H22ZM32 233V234H31ZM81 233H82V235H81ZM27 234V235H26ZM35 234V235H34ZM47 234V235H46ZM88 234V235H87ZM130 236H129V235ZM1 235H3L2 237H1ZM13 235V236H12ZM19 235V236H18ZM23 235V236H22ZM32 235V236H31ZM41 235L44 237L45 236V238H41ZM71 235V236H70ZM133 235V236H132ZM9 236H10V239H9ZM29 236V237H28ZM53 236V237H52ZM80 236H82V237H80ZM125 236V237H124ZM140 236V235H139ZM24 237V238H23ZM31 237V238H30ZM33 237V238H32ZM50 237V238H49ZM136 237V238H135ZM4 238V239H3ZM55 238V239H54ZM59 238V239H58ZM78 238H79V240H78ZM85 238V239H84ZM87 238V239H86ZM32 239V240H31ZM44 239V240H43ZM50 239H51V242H50ZM54 239V240H53ZM57 239V240H56ZM133 239H135V242H133L132 243V240ZM6 240V241H5ZM20 240V241H19ZM63 240V241H62ZM77 240V241H76ZM126 240V241H125ZM137 240V241H136ZM72 241V242H71ZM134 241V240H133ZM10 242V243H9ZM21 242V243H20ZM28 244H27V243ZM41 242V243H40ZM60 242H61V244H60ZM137 242V243H136ZM13 243V244H12ZM24 243V244H23ZM55 243H56V247H55ZM73 243V244H72ZM7 244V245H6ZM9 244V245H8ZM46 244H48V245H46ZM54 244V246L53 247H55V249H56V251H55V249L52 247V245ZM70 244V245H69ZM127 244V245H126ZM130 244H132V245H130ZM136 244V245H135ZM16 245H17V247H16ZM21 245V246H20ZM61 245V246H60ZM136 247H135V246ZM5 246V247H4ZM12 246V247H11ZM32 246V247H31ZM73 246V247H74ZM94 246V247H93ZM98 246V247H97ZM99 246H100V248H99ZM102 246H103V248H102ZM132 246V247H131ZM51 247V248H50ZM59 247V248H58ZM65 247V248H64ZM134 247V248H133ZM25 248V249H24ZM30 248V249H29ZM32 248V249H31ZM71 249V250H68V249ZM91 248V249H90ZM124 248H127V249H124ZM130 248H131V251H129L130 250ZM19 249V250H18ZM61 249V250H60ZM96 249V250H95ZM100 251H99V250ZM103 249V250H102ZM14 250V251H13ZM23 250V251H22ZM32 250V251H31ZM60 250V251H59ZM63 250V251H62ZM127 250V251H126ZM136 250V251H135ZM4 251V252H3ZM30 253H29V252ZM40 251V252H39ZM47 251V252H46ZM65 251V252H64ZM70 251V252H69ZM72 251V252H71ZM103 252V253H99V252ZM135 251V252H134ZM10 252V253H9ZM59 252V253H58ZM64 252V253H63ZM79 252V251H78ZM83 252V251H82ZM97 252V253H96ZM9 253V254H8ZM48 253V256L46 255ZM56 253V254H55ZM68 253H70V256L71 257H69L67 254ZM72 253V254H71ZM75 253V254H74ZM106 253V254H105ZM21 254V255H20ZM24 254V255H23ZM45 254V255H44ZM101 254H104V255H106V257L105 256H103L102 257V255ZM130 254V255H129ZM131 254H132V257H130L131 256ZM7 255H8V257H7ZM10 255V256H9ZM13 255V256H12ZM19 255V256H18ZM34 255V256H33ZM43 255V256H42ZM59 255H61V256H59ZM75 255V256H74ZM110 255V254H109ZM129 255V256H128ZM16 256V257H15ZM38 256V257H37ZM66 257V259L64 260V257ZM73 256V257H72ZM26 257V258H25ZM32 257H34V258H32ZM43 257V258H42ZM57 257V258H56ZM62 257H63V259H62ZM75 257V259H73ZM112 257H114V255H111V257H110V259L112 258ZM129 257V258H128ZM7 258V259H6ZM23 258L25 259V260H23ZM70 258H72L71 260H70ZM77 258V259H76ZM98 258V257H97ZM107 260H105V259ZM125 258V259H124ZM132 258V259H131ZM37 259V260H36ZM45 259V260H44ZM69 259V260H68ZM112 259H115V257L114 258H112ZM5 261V263H4V261ZM37 262H36V261ZM44 260V261H43ZM53 260V261H52ZM73 260V261H72ZM74 260H76V263H74L75 261ZM121 260H125V262L123 263H120V261ZM128 260H130V261H128ZM14 261H15V263H14ZM62 261V262H61ZM78 261V262H77ZM115 261V262H114ZM117 261V262H116ZM27 262V263H26ZM44 262V263H43Z\"/></svg>",
  "mask_w": 264,
  "mask_h": 264
}]
</instances>
